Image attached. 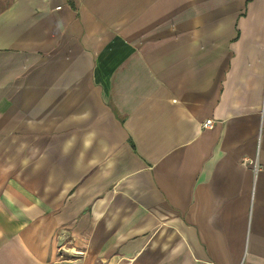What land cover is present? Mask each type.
<instances>
[{"label":"crops","instance_id":"crops-1","mask_svg":"<svg viewBox=\"0 0 264 264\" xmlns=\"http://www.w3.org/2000/svg\"><path fill=\"white\" fill-rule=\"evenodd\" d=\"M0 264H264V0H0Z\"/></svg>","mask_w":264,"mask_h":264},{"label":"built area","instance_id":"built-area-1","mask_svg":"<svg viewBox=\"0 0 264 264\" xmlns=\"http://www.w3.org/2000/svg\"><path fill=\"white\" fill-rule=\"evenodd\" d=\"M213 125H214V120L212 118H208V119L204 120V122L202 124L203 128H205V129H210L213 127Z\"/></svg>","mask_w":264,"mask_h":264}]
</instances>
